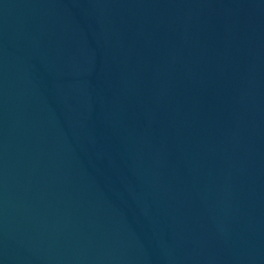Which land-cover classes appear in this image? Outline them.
<instances>
[{
  "label": "water",
  "instance_id": "1",
  "mask_svg": "<svg viewBox=\"0 0 264 264\" xmlns=\"http://www.w3.org/2000/svg\"><path fill=\"white\" fill-rule=\"evenodd\" d=\"M0 264H264V0H0Z\"/></svg>",
  "mask_w": 264,
  "mask_h": 264
}]
</instances>
